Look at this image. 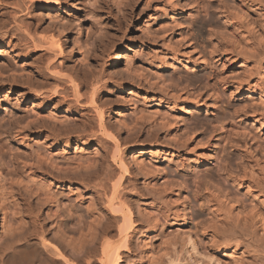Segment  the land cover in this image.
<instances>
[{
    "label": "rangeland",
    "instance_id": "obj_1",
    "mask_svg": "<svg viewBox=\"0 0 264 264\" xmlns=\"http://www.w3.org/2000/svg\"><path fill=\"white\" fill-rule=\"evenodd\" d=\"M31 1L0 0V264H100L121 176L120 264H264V0Z\"/></svg>",
    "mask_w": 264,
    "mask_h": 264
},
{
    "label": "bare ground",
    "instance_id": "obj_2",
    "mask_svg": "<svg viewBox=\"0 0 264 264\" xmlns=\"http://www.w3.org/2000/svg\"><path fill=\"white\" fill-rule=\"evenodd\" d=\"M54 1L57 2V0H54ZM40 39L43 40L44 42H46L50 46V48L53 49L56 53L62 52L63 45H62L61 37L59 35L52 33V34L47 35V36L43 35V37H41ZM119 60H120V55L116 54L115 58H114V64H119ZM81 79H76V77L75 78L69 77V79H68V81L70 82V84L72 85L73 89L76 92L78 100L81 97H83L82 95H84V94L81 95L79 93L80 87L85 82ZM90 104L93 105L92 109L95 110V112L97 113V118L99 120L98 122L100 123L99 127L101 126V128L104 130V132L111 134V132H108V129L106 127L107 125H105L106 122L104 119V110H102L99 106H97V104L95 102L94 94H92V96L90 97ZM133 162L135 163V161H133ZM118 166L122 170L128 171V168H129L128 164L126 163V161L123 159V157L121 155L118 157ZM121 179H122V176L118 180L116 179V182H114L113 185L110 184L111 185L110 190H112L113 192H112V196L110 197V199L108 201L109 207L112 210L121 211L120 217H115V219L117 221L122 220V223L117 228L120 238L118 241H112L110 238L104 239L101 241L102 256L99 260L100 264H120V262L123 260L122 252L124 250L128 249V241H129L131 234H132L133 230L135 229V225H136V223L133 219V216H132L133 211L130 208L122 207V205H123L122 203H121V205H119V203H120L119 202L120 201L119 195H120ZM110 185L108 186V184L106 183V188L108 186V189H109ZM128 207H130V206H128ZM102 234H104V237H106L107 234H109V231H104V233H102ZM97 238H98V236H97V234H95L93 236V240L97 239ZM147 239H148V237L146 239H144L145 243L143 241V243H144L143 247L147 246ZM187 241H188V244L190 245V247H192V249L196 253H199L198 248H197V244H196L194 238L190 234L187 236ZM72 242L69 241L67 243V246L69 247L67 250V253L68 252L70 253V255H71L70 257L68 256L69 253L65 254L64 253L65 251H63L64 249L59 245H55V246L51 245L50 246L47 243L46 244L43 243V245L42 244L41 245H42V247L46 245L45 248L47 249L48 253H50L54 256V261H57L61 264H84L83 262L79 263L80 261H78L76 259V256L78 258V255H77L78 248H77L76 244L74 242L73 243ZM37 246L25 245V246H21V247L16 248L14 250V252L11 253L6 258V264H34V262L37 258V254H38L37 252L39 250V248ZM62 246H64V245H62ZM208 258H211V257H207V259ZM210 260L211 261H209V259H208V262H210L208 264H215L216 263L214 260L213 261H212V259H210ZM88 263H89V261H88ZM171 263H173V261L169 262V264H171ZM202 263H203V261H202ZM218 264H220V263H218Z\"/></svg>",
    "mask_w": 264,
    "mask_h": 264
}]
</instances>
